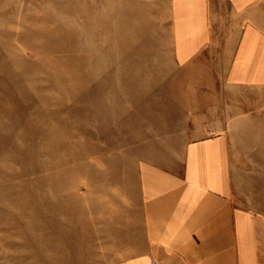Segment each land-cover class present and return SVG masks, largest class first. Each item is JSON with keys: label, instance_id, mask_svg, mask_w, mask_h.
Wrapping results in <instances>:
<instances>
[{"label": "rangeland", "instance_id": "obj_1", "mask_svg": "<svg viewBox=\"0 0 264 264\" xmlns=\"http://www.w3.org/2000/svg\"><path fill=\"white\" fill-rule=\"evenodd\" d=\"M170 1L0 0V264L124 257L140 153L180 121ZM207 102L201 123L228 136L264 264V88L222 87Z\"/></svg>", "mask_w": 264, "mask_h": 264}, {"label": "crops", "instance_id": "obj_2", "mask_svg": "<svg viewBox=\"0 0 264 264\" xmlns=\"http://www.w3.org/2000/svg\"><path fill=\"white\" fill-rule=\"evenodd\" d=\"M169 19L180 121L140 153L139 229L114 264H262L258 220L234 196L228 136L201 115L222 87L264 88V0H171Z\"/></svg>", "mask_w": 264, "mask_h": 264}, {"label": "built area", "instance_id": "obj_3", "mask_svg": "<svg viewBox=\"0 0 264 264\" xmlns=\"http://www.w3.org/2000/svg\"><path fill=\"white\" fill-rule=\"evenodd\" d=\"M151 264H161L158 260L153 259Z\"/></svg>", "mask_w": 264, "mask_h": 264}]
</instances>
